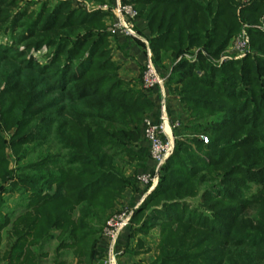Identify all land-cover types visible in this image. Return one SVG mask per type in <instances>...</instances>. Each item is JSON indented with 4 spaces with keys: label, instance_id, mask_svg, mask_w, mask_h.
<instances>
[{
    "label": "trees",
    "instance_id": "trees-1",
    "mask_svg": "<svg viewBox=\"0 0 264 264\" xmlns=\"http://www.w3.org/2000/svg\"><path fill=\"white\" fill-rule=\"evenodd\" d=\"M127 2L147 22L152 62L171 60L168 84L208 137L176 142L134 212L148 211L138 233L160 229L153 264H264V58L213 63L241 23H261L264 0ZM16 16L0 19L12 41L0 43V264H43L52 241V264H68L66 255L91 264L109 211L133 183L119 165L142 154L133 145L151 102L119 77L102 13L65 1ZM249 33L264 56V31ZM43 46L44 62L29 56ZM195 48L206 54L185 58ZM13 193L18 214L3 211L2 195Z\"/></svg>",
    "mask_w": 264,
    "mask_h": 264
},
{
    "label": "rangeland",
    "instance_id": "rangeland-1",
    "mask_svg": "<svg viewBox=\"0 0 264 264\" xmlns=\"http://www.w3.org/2000/svg\"><path fill=\"white\" fill-rule=\"evenodd\" d=\"M6 1L9 3L7 4V2H6V5H5V7H3V9L6 10L7 15L6 16L2 15L3 16L2 18H4L3 20H6V24L9 22H12V21H16L17 19H20V17H17L16 15H17V13H20L24 10H26V12H28V13L31 12V13L37 14V12L41 9L43 4H46L47 6L49 5V6L53 7L59 2H65V1H68L70 3L71 7L74 9L81 8V9H84L86 12H100V13H102L104 15L103 21H104V24L107 28V31L115 19L114 14L112 13V9H113L114 3H115L114 0H103L102 2L95 1V0H6ZM127 1L128 0H123L124 3ZM246 1L247 0H240V2H242V3L246 2ZM104 8H106V10H103ZM91 10H94V11H91ZM136 12H137V17L135 18V20L137 18H139L138 11L136 10ZM2 18H0V19H2ZM22 20H21L20 24H22V22H23ZM260 22L261 23L259 25L258 24H251V23H249V24L241 23L239 30L229 39V41H228L225 49L223 50V52L216 59L213 60L214 65L220 66L221 64H223L224 62H227V61L242 60L243 58H245L248 55L249 56H260V57L264 58L263 54H261L259 51H257L258 47L256 46V49H255L254 45L252 44V37L250 36V33H249V29L250 30L251 29H258V30L264 31V15L260 18ZM2 25L0 22V28ZM133 25H134V22H133ZM19 32H20V30H18L16 27V30L14 33L18 34ZM10 35L11 34L8 31H5L4 33L0 32V43L1 44H6V43L11 44L12 41H11ZM117 35H121V34H117ZM110 36H111L110 37V42H111V39H113L112 37H115L116 35L112 36L110 34ZM137 36H139L138 33H137ZM241 40L244 41V44H242V46H240V44H239ZM254 43L256 45H261V44H263V41H254ZM18 48L20 51H22L24 49V47L22 45L19 46ZM198 52H202L203 54H206L201 49L195 48V49H192L189 53L185 54L184 56L188 60H194L195 56ZM49 55H50V50H48V48L46 46H43L40 50H37V51L31 49L30 53H29V56H31L32 58L39 60L41 62H44V60H46L49 57ZM145 62H146V60H145ZM144 65H145V63H144ZM168 65H171L170 59L165 60L163 62L162 66L155 65V67L159 73L160 68H165ZM144 70H145V67L143 68V71H142L140 87L138 89H140L141 92L148 99H152L148 95V92L145 91L143 86H142V78L144 75ZM166 88L167 87L165 85L164 86L165 96H167V89ZM150 102H151V110L142 118V123L147 118H150V119L154 120L155 122H157L158 105L156 104L155 99H152V101H150ZM166 105H167V99H166ZM154 109L156 110V115L154 114L155 116H152ZM183 111L187 115V119L184 122L177 120L180 123V127L174 131L175 144H176V142H179V141H187L189 143H192L193 140H203L204 142H206L207 140H205V139H207L208 137L201 134V133H196L198 130L194 129L196 126H198V124L202 123L203 120L200 119V121H195V119H193V116L189 115L185 111V109ZM167 115H168L169 120H170L171 117L169 116L168 106H167ZM170 122H174V121L170 120ZM12 132L13 131L11 130L8 134H11ZM8 134L6 136H9ZM133 149L137 152H138V150L141 151L142 154H140V156L136 157L133 160L129 159L130 163L129 162L127 164L126 163H123V164L120 163V165H119L121 174L124 177L131 179L133 181V183H132V185L127 186V188L124 189L122 196L119 199H117V201L115 202L114 208L109 211L108 218L113 214V212H115L119 209H122V210L126 209L128 211H130V210L133 211L132 218L129 222V226L124 230V231H128V232L130 231L132 233H131V235L129 234L130 235L129 236L127 234H124V232H123V235L127 236L128 239L129 238L133 239L135 241V244L133 246L131 245L130 249L128 248L127 250H124L123 252L119 250L121 252V254L118 257V264L121 261L120 260L121 257L124 255H128V254L129 255L130 254H139L138 256H140V254H142V256H140L141 258H148V260L146 262L144 261L145 264H153V262L155 261L156 255L159 252L158 244L160 241V229L155 227V228L148 230L147 232H140L139 231V233H138V230H140L142 224L146 220V216L148 214V211L146 213H144L142 216L136 218L135 220H133V216H134V212L143 204L146 197L156 187V185L158 183L159 176H160V174H162L161 167L163 165L160 168H157L156 164L151 160V158L149 156L148 144L145 141V139L142 137V134H141L140 140L133 145ZM56 150L57 149L55 147H53L52 151L55 152ZM35 155L36 154L30 155L28 157V159H34ZM8 158H9V162H10V167L12 169L15 168L16 167L15 158L13 155H11L10 152H8ZM125 160H128V159H125ZM148 161H151L152 163L151 162L148 163ZM142 175H146V176L149 175L150 176L151 181L147 185L139 184V181L137 178L139 176H142ZM153 183H154V187H152ZM138 187H140L139 188L140 190H138ZM151 187L153 189H151ZM253 191H255L254 186L252 187L251 192H253ZM2 197H3L4 202H5L3 211H5V210H7V208H9V209L14 210V214H18L23 210V207H21V205H20V203H22V201L19 199V195L17 193H13L12 195L11 194H4V195H2ZM188 202H189L190 206L196 207L198 204V199H190V200H188ZM104 226H103V228H104ZM103 228H101L102 231H100L99 236L97 237V240H96V243L94 246L95 250L99 249V245H100V242L102 240ZM4 245H5V243H4ZM55 246H56V242L52 241L48 245H46V247L44 249V251L48 252L49 255L51 254L50 258H52V256H53V251H54ZM64 259L66 261H68V264H74L76 262L75 259L73 257H71L70 255H66V257ZM96 261L97 260L95 259L91 264H96ZM45 264H50V261L49 260L45 261Z\"/></svg>",
    "mask_w": 264,
    "mask_h": 264
},
{
    "label": "built area",
    "instance_id": "built-area-1",
    "mask_svg": "<svg viewBox=\"0 0 264 264\" xmlns=\"http://www.w3.org/2000/svg\"><path fill=\"white\" fill-rule=\"evenodd\" d=\"M114 2L112 13L115 19L108 29V32L112 36L121 34L130 38H139L133 25L137 17V12L134 7L130 3H124L123 0H114ZM103 10H106V8ZM239 44L242 46L244 41L241 40ZM144 67L142 86L148 92V95L155 99L158 105V116L157 122L150 118L143 121L141 134L148 144L151 160L156 164L157 168H160L174 151V131L180 127V123L177 120L174 122H170L169 120L164 91L166 80L158 73V70L153 64L150 50H147ZM137 179L139 184L142 185H147L151 181L149 175H142ZM154 183L152 187H154ZM152 187L151 189H153ZM132 214V210L119 209L113 212L107 219L102 232V240L99 245V257L97 258L96 264H118V257L121 252L117 250V243L123 237L124 230L129 226Z\"/></svg>",
    "mask_w": 264,
    "mask_h": 264
},
{
    "label": "crops",
    "instance_id": "crops-1",
    "mask_svg": "<svg viewBox=\"0 0 264 264\" xmlns=\"http://www.w3.org/2000/svg\"><path fill=\"white\" fill-rule=\"evenodd\" d=\"M94 11V10H91ZM134 29L139 34V38H130L122 35H116L112 37L110 42V48L112 52V59L118 65V75L119 77L132 85H135L137 88L140 87V81L142 77V71L144 68V63L146 60L147 50L149 48V41L151 39V35L147 26V22L143 18H137L134 20ZM151 52V51H150ZM171 72V65L166 66L165 68H160V75L166 80V89H167V106L169 116L171 117V121L179 120L184 122L187 119V115L184 113V109L179 101V97L176 95L174 91V85L168 84V76ZM150 98H152L150 96ZM153 99V98H152ZM152 99H149L152 101ZM154 102V101H153ZM154 104V103H153ZM156 115V110H153L152 116ZM151 161H148V163ZM152 163V162H151ZM140 187H138V190ZM137 189V188H136ZM131 194V193H130ZM129 194V195H130ZM128 195V196H129ZM132 195V194H131ZM136 197V196H135ZM137 199V198H136ZM132 232L124 231V234H131ZM130 236V235H129ZM125 238L126 236L123 235ZM120 251L130 249L131 245L135 244V241L131 238L126 241H122ZM5 243V242H4ZM128 254L121 257V261L119 264H145L148 258H141L142 254ZM51 254L47 260L52 264ZM43 260V264L45 261ZM74 264H77L76 262Z\"/></svg>",
    "mask_w": 264,
    "mask_h": 264
}]
</instances>
